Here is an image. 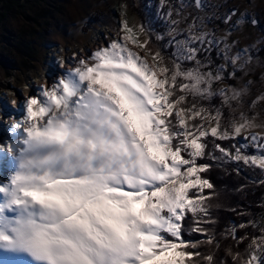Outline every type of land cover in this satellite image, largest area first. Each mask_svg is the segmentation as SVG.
<instances>
[{"label":"snow or ice","instance_id":"obj_1","mask_svg":"<svg viewBox=\"0 0 264 264\" xmlns=\"http://www.w3.org/2000/svg\"><path fill=\"white\" fill-rule=\"evenodd\" d=\"M151 7L12 102L21 115L0 142V264H264V197L229 207L241 220L221 227L211 179L214 168L250 173L235 191L264 187V92L249 99L255 82L243 80L254 46L229 40L259 21L231 24L237 9L189 21L184 10L205 11V0H159L158 32ZM215 20L231 24L225 36L205 30Z\"/></svg>","mask_w":264,"mask_h":264},{"label":"rangeland","instance_id":"obj_2","mask_svg":"<svg viewBox=\"0 0 264 264\" xmlns=\"http://www.w3.org/2000/svg\"><path fill=\"white\" fill-rule=\"evenodd\" d=\"M205 2V11L193 7L184 10V14L189 16V21L192 16L223 17L232 9L238 11L231 24L240 19L241 13H247L259 21L258 26L241 24L239 30L233 31L229 37L230 42L238 41V47L241 49L254 46L256 59L249 69V74L243 76V80L255 82L249 99L255 98L264 92V0ZM179 3L180 0H170L172 6H178ZM146 4L152 5L147 12L153 18L156 31L164 32L165 28L155 18L159 0H0V97L6 100L8 106L7 111L0 106V137L6 139L9 136L4 129V122H11L9 115L15 112L12 104L15 97L22 100L26 94L29 95L33 91L31 85L35 81L42 83L46 76L44 83H50L59 73L60 69L55 62L64 61L61 44L69 49L77 48L81 53L92 49L88 42L89 37L95 34V27L100 28L108 21L117 22L123 19L127 12L134 14L141 24L145 19ZM231 24L226 25L220 20H215L213 23H207L205 30L216 29L217 36L223 37ZM180 27L186 28L187 23H182ZM103 28L105 30L97 34V45L104 42L105 36L112 34L106 24ZM257 111L261 113L260 120L264 121V104ZM235 216L236 219L231 216L224 222H240L241 217Z\"/></svg>","mask_w":264,"mask_h":264},{"label":"trees","instance_id":"obj_3","mask_svg":"<svg viewBox=\"0 0 264 264\" xmlns=\"http://www.w3.org/2000/svg\"><path fill=\"white\" fill-rule=\"evenodd\" d=\"M246 177L250 179V173H243L238 177L235 173L229 175L223 169L214 168L211 172V179L221 191V201L225 206L218 214L221 227L226 223L224 220H228L229 217L233 216L236 219V216L227 210L229 207L255 205L261 197H264V187H256L250 184L243 193L235 191L240 185L248 183ZM255 210L258 211V209Z\"/></svg>","mask_w":264,"mask_h":264},{"label":"bare ground","instance_id":"obj_4","mask_svg":"<svg viewBox=\"0 0 264 264\" xmlns=\"http://www.w3.org/2000/svg\"><path fill=\"white\" fill-rule=\"evenodd\" d=\"M124 18H126L127 20H128V22H129V24L130 25H139L140 23H139V20H138V18L134 15V14H132V13H130V12H127L125 15H124V17H123V19ZM116 23L117 22H115V20H113V21H108L107 23H104V25H102V27H100V28H98V27H95L94 28V31H95V34L94 35H91L90 37H89V39H90V42H88V43H90V45H91V47H92V49L93 48H95L96 46H98L97 45V42H96V39L98 38L97 37V34H99V33H102L101 31L102 30H105L104 28H103V26H105V24L107 25V28H109V31H111L112 33H113V28L116 26ZM103 28V29H102ZM102 35V34H101ZM146 38V37H145ZM101 43V42H100ZM85 46V45H84ZM60 48H61V53H63L64 54V60H66L68 57H70V56H72V54L73 53H75V52H79V50H77V48H76V50L74 49H69V48H67L66 46H64L63 44H61V46H60ZM73 48V47H72ZM85 51V50H84ZM84 51H82V53L84 52ZM81 53V52H80ZM47 80V78H46V76H44V78H43V80H42V83H44L45 81ZM35 81V80H34ZM41 82L39 83V82H36L35 81V83H33V85H39V84H42ZM13 89V88H12ZM28 94H26V96H27ZM15 100H17V96L15 97ZM19 100V99H18ZM16 112H13L12 114L10 113V119H12L13 117H15V118H19L20 117V113L18 114V113H16ZM11 121V120H10ZM8 138H10V136H8ZM8 138H6V139H8ZM5 138H3V137H0V142H3V140H4Z\"/></svg>","mask_w":264,"mask_h":264}]
</instances>
